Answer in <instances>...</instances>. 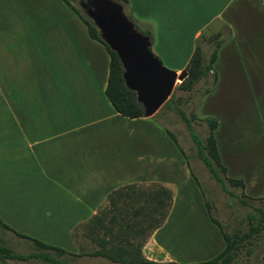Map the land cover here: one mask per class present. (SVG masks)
<instances>
[{
	"label": "crops",
	"instance_id": "0c3cea01",
	"mask_svg": "<svg viewBox=\"0 0 264 264\" xmlns=\"http://www.w3.org/2000/svg\"><path fill=\"white\" fill-rule=\"evenodd\" d=\"M126 1L136 27L150 32L152 52L183 56L175 71L186 67L203 35L218 29L227 35L213 37L217 82L233 61L247 71L250 53L264 55V0ZM109 62L64 0H0V221L16 236L76 249L73 234L108 207L114 192L123 202L126 192L135 200L141 189L161 186L171 193L169 214L142 253L177 262L157 234L173 225L174 214L197 208L199 189L167 129L153 116L115 111L105 95ZM251 88L244 103L252 111L246 120L255 115V123L246 135L257 147L264 145V85ZM211 114L226 177L241 180L230 176L221 152L223 143L240 148L234 125L220 111ZM240 172L233 176L246 181Z\"/></svg>",
	"mask_w": 264,
	"mask_h": 264
},
{
	"label": "rangeland",
	"instance_id": "374dc122",
	"mask_svg": "<svg viewBox=\"0 0 264 264\" xmlns=\"http://www.w3.org/2000/svg\"><path fill=\"white\" fill-rule=\"evenodd\" d=\"M119 3L122 4L128 18L131 17L126 4ZM72 4L80 9L78 0H73ZM217 31L226 37L227 33L218 29L210 34L206 33L203 35L197 43L203 64L208 63L210 56L216 51L213 37ZM153 54L159 58L164 67L173 71L183 60V56H167L165 58L162 54H155L154 52ZM249 55L251 56H248L247 71L243 65L241 67L236 61H233L232 65L226 66V72L223 73V77L218 82L215 72L210 71L207 76L200 77L188 90L176 89L180 83L177 84L168 98H172L171 100L174 101L172 103L173 107L181 109L190 118L195 133L198 134L203 143L206 142L209 133L208 124L205 120L208 117L213 118L211 114L213 111H220L221 114L226 115L227 119L223 118L224 123L230 124V121H232V125H234H230L233 128L232 137H237V139H233L240 148H238L237 152L236 150L232 152L228 148L229 144L225 145L227 148H223V143L221 144V152L228 172L232 173L230 176L241 179L243 182L244 187L242 189L226 182V190H223L220 184L211 178L207 168L197 157L196 146L191 140L185 124L175 110L165 106L168 100L153 117L160 126L165 128V130L167 129L175 137L183 154V163L185 166L187 165V170H191L200 183V188L197 186L200 192L197 208L182 216L174 214L173 225L171 221L170 228H164L157 234L159 241L164 245H168L166 247L171 248L175 256L174 259H177V262L174 263L190 264L202 262V260L218 256L225 248L226 243L218 227L209 220L205 208L206 198L211 205V214L216 222L222 226L226 234L239 241L231 264H264V145L251 146L253 140L250 136L252 135L246 134L251 131L252 124L255 123V120H253L255 115L252 117V121L250 116L249 120H246L247 112H250L251 108L249 109L247 103H244L246 95L252 89L253 82L264 85V55L261 53L258 56H255L254 53ZM187 68L188 66L176 72L179 73L182 70H187ZM247 72L249 78L247 77ZM208 95L210 97L208 101H205V108H200L203 100ZM237 98H239L238 101L235 100ZM237 123L239 125L236 127ZM241 133L242 135H240ZM233 164L236 166L233 167ZM239 165H242L241 169L238 168ZM239 171L246 176V181L233 176L239 175ZM127 201L129 202L127 210L130 211L137 207L133 200H125V202ZM192 207H195V205H192ZM168 214L169 211L166 219ZM165 220L160 228L164 226ZM4 225L0 221V244L14 254L28 255L36 251L31 241L16 236L13 232L7 230ZM82 230L83 226L79 227L73 234L72 239L75 242L76 249L64 248L68 253H82V255L78 258L69 256L64 258L72 264H112L103 257L89 255L92 251L97 250L98 247L83 235L84 231ZM157 230L146 231L145 235H148V237L145 241L142 240L143 236L136 235L135 231L132 234L125 232L120 239L122 240L121 245L127 250H133L136 259L143 258L149 261L143 255L142 249L149 237L156 234ZM112 231H116V226L113 227ZM244 234L249 235L245 239L240 240ZM97 235L99 238H108L109 236H105L102 231L96 232ZM140 243H143V246L139 255L137 248ZM145 250L146 254H148L150 249L147 246ZM51 254L53 253L51 252ZM0 264L48 263H44L39 259H30L27 262L0 259Z\"/></svg>",
	"mask_w": 264,
	"mask_h": 264
},
{
	"label": "trees",
	"instance_id": "16d2710c",
	"mask_svg": "<svg viewBox=\"0 0 264 264\" xmlns=\"http://www.w3.org/2000/svg\"><path fill=\"white\" fill-rule=\"evenodd\" d=\"M79 19L84 23L87 31L91 38L100 42L108 52L110 57L109 62V74L107 85L105 88V95L115 111L121 116L129 119H135L143 117V111L141 106L136 102L135 95L124 86L122 79V68L116 55L109 50V48L101 41L98 36V31L93 25V23L82 13V11L75 6H73L69 0H64ZM123 4H126V0H116ZM132 20L131 17H129ZM136 27V25H135ZM137 28V27H136ZM138 29V28H137ZM139 30V29H138ZM140 31V30H139ZM141 32V31H140ZM144 34L150 36V32H143ZM217 47V45H216ZM199 47L196 46L188 64L187 68V78L184 79L177 87L178 90H188L190 87L199 80L200 77L207 76L212 70V64L215 61L216 54L210 56L208 63L203 64L202 58L199 54ZM152 51V50H151ZM168 99L166 102L167 107L173 109L178 114L179 118L185 124V127L189 133V136L196 146L197 157L203 162L207 168L211 178L220 184L223 190H226L225 183H229L233 186L244 187L241 180H235L226 177V169L221 164L219 154L216 147V142L214 138V130L216 128V122L214 119L207 118L205 121L208 124L209 133L206 138V142L200 139L198 134L195 133L194 128L191 124L190 118L179 108L173 107L174 101ZM154 117V116H153ZM169 137L173 140L174 144L181 151L177 140L175 137L166 130ZM182 153V151H181ZM191 176L195 184L200 188V183L190 170ZM128 189V188H127ZM145 189V190H144ZM138 198L135 200L125 193L127 200H133L134 204L137 205L133 210H127L129 202H122L120 196L121 193L116 191L109 198V204L106 209H103L99 214L93 216L85 225H83V230L85 237L89 238L97 247V250L92 251L89 255L93 257H103L112 264H177L174 262L168 263H158L153 261H147L143 258L136 259L133 254V250H127L122 247V236L125 232L132 234L134 231L136 235H142L143 241L148 237L145 235L146 231H153L160 228L162 222L166 219L167 213L171 206V193L167 189L161 186H153L151 188H143L140 192L136 193ZM231 195H233L231 193ZM123 203V206L122 204ZM205 208L209 217V220L218 227L226 245L223 251L216 257L209 259L207 261L190 263V264H231L234 256V252L237 248L238 240L231 238L226 234L220 224L216 222L211 214V205L205 198ZM116 226V231L113 232V227ZM6 229H9L4 225ZM102 231L106 237L99 238L96 236V232ZM18 235V234H17ZM95 235V237H93ZM249 234H244L240 240L248 237ZM19 237L31 241L36 251L28 255H20L12 253L4 245L0 244V259H10L18 260L21 262H27L30 259H39L44 263L48 264H72L69 260L65 259V256L71 258H78L81 254H70L59 247L46 245L36 239L29 238L26 236L18 235ZM98 237V238H97ZM124 242V241H123ZM143 243L137 248L140 255L141 247ZM51 252L53 254H51Z\"/></svg>",
	"mask_w": 264,
	"mask_h": 264
},
{
	"label": "water",
	"instance_id": "95a60500",
	"mask_svg": "<svg viewBox=\"0 0 264 264\" xmlns=\"http://www.w3.org/2000/svg\"><path fill=\"white\" fill-rule=\"evenodd\" d=\"M78 5L119 60L124 86L134 93L142 116H154L176 85L187 78V71L177 73L163 66L151 51L150 37L135 27L118 1L78 0Z\"/></svg>",
	"mask_w": 264,
	"mask_h": 264
}]
</instances>
